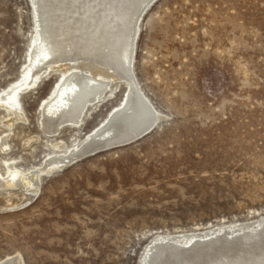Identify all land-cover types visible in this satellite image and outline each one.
I'll list each match as a JSON object with an SVG mask.
<instances>
[{"label": "rangeland", "instance_id": "374dc122", "mask_svg": "<svg viewBox=\"0 0 264 264\" xmlns=\"http://www.w3.org/2000/svg\"><path fill=\"white\" fill-rule=\"evenodd\" d=\"M31 9L0 0V94L28 63ZM139 19L132 72L163 116L149 134L46 173L31 192L20 178L8 185V165L27 174L80 147L127 85L111 84L79 124L51 136L41 106L62 72L16 96L23 119L11 126L0 107V261L139 264L155 236L264 217V0H154Z\"/></svg>", "mask_w": 264, "mask_h": 264}, {"label": "bare ground", "instance_id": "6f19581e", "mask_svg": "<svg viewBox=\"0 0 264 264\" xmlns=\"http://www.w3.org/2000/svg\"><path fill=\"white\" fill-rule=\"evenodd\" d=\"M153 1L28 0L34 25L28 63L22 77L0 94V107L12 115L6 121L8 126L23 119L16 96L34 87L50 71L63 75L41 106L40 127L46 135L79 124L88 106L105 98L111 84L124 82L127 91L119 107L88 134L80 147L47 157L39 169L27 174L9 164V186L20 178L27 190L37 192L42 175L94 152L132 143L149 134L163 118L139 89L131 66L139 18ZM5 139H0L2 151L9 148ZM62 146L57 143L53 147L60 151ZM144 252L139 264H264V217L181 237L155 236ZM0 264L23 263L14 256Z\"/></svg>", "mask_w": 264, "mask_h": 264}, {"label": "water", "instance_id": "95a60500", "mask_svg": "<svg viewBox=\"0 0 264 264\" xmlns=\"http://www.w3.org/2000/svg\"><path fill=\"white\" fill-rule=\"evenodd\" d=\"M149 7H150V6H149ZM149 7H148V8H149ZM148 8H147V9H148ZM147 9H146V10H147ZM141 137H142V136H141ZM141 137L136 138V140L140 139ZM136 140H134V141H136ZM102 152H103V151H102ZM96 153H99V152H94V154H96ZM90 155H92V154L86 155V156H84V157H88V156H90ZM84 157H83V158H84Z\"/></svg>", "mask_w": 264, "mask_h": 264}]
</instances>
